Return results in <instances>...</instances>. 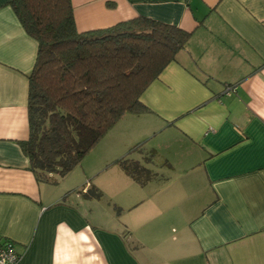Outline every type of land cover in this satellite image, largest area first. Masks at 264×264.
Wrapping results in <instances>:
<instances>
[{"label":"crops","instance_id":"0c3cea01","mask_svg":"<svg viewBox=\"0 0 264 264\" xmlns=\"http://www.w3.org/2000/svg\"><path fill=\"white\" fill-rule=\"evenodd\" d=\"M11 1L0 0V244L19 264H264V0H71L78 32L145 17L191 36L141 95L151 112L124 115L104 135L108 157L56 185L36 180L18 145L37 43ZM124 158L163 178L139 185ZM90 186L101 198L78 193Z\"/></svg>","mask_w":264,"mask_h":264},{"label":"trees","instance_id":"16d2710c","mask_svg":"<svg viewBox=\"0 0 264 264\" xmlns=\"http://www.w3.org/2000/svg\"><path fill=\"white\" fill-rule=\"evenodd\" d=\"M9 5L37 43L27 77L28 138L18 145L36 180L56 185L124 115L151 112L141 95L185 49L191 33L145 17L78 32L71 0ZM117 164L141 186L157 179L140 162L124 158ZM79 194L102 196L92 186ZM5 244L13 247L8 240L0 246Z\"/></svg>","mask_w":264,"mask_h":264},{"label":"rangeland","instance_id":"374dc122","mask_svg":"<svg viewBox=\"0 0 264 264\" xmlns=\"http://www.w3.org/2000/svg\"><path fill=\"white\" fill-rule=\"evenodd\" d=\"M107 142H108V140L107 141H104V136L101 138V140L98 142V144L82 159V161H81V169H82V167H85L86 166V164H87V162L89 161V163L90 162H92V161H96L95 159H94V157H97V159H99V157L101 158V160H104L105 158H107L108 157V154H110L111 153V150H109V149H107L108 147H111V145L110 144H108V146H107ZM105 143V144H104ZM126 146V145H125ZM125 146H123V147H120L119 149H121V148H125ZM130 148V147H129ZM115 151V150H114ZM114 151H113V153H114ZM126 152V151H125ZM108 153V154H107ZM113 153H112V155H113ZM134 153L135 152H133L132 151V153H131V155L129 156V157H132V159L133 158H137L135 155H134ZM134 155V156H133ZM102 164V163H101ZM113 165V164H112ZM102 166V165H101ZM114 169H117V167L116 168H114ZM76 173H79L81 176L83 175V173H82V171L80 170V168H77L76 170H74ZM75 174V173H74ZM74 174H71L68 178H66V180H65V182H64V184L63 185H67V186H69L70 188H72L71 186L73 185L74 186V184H76L75 183V181H72L71 180V178L72 177H74ZM83 178V177H82ZM160 178H163L162 176H157V179H160ZM76 179H77V181L80 179V177L78 176V174H77V176H76ZM82 180V179H81ZM89 180H91L92 181V178L90 179V178H88V179H86L85 180V178H84V181H83V183H85L86 181H89ZM72 181V182H71ZM71 182V184L69 185V183ZM156 182H157V180H156ZM66 183V184H65ZM99 183H100V185H101V179H100V181H99ZM80 190H81V188L80 189H78V193H80ZM72 194H73V192H72ZM74 195V194H73ZM107 199H108V197H107V194L105 193V196L103 197V199H101V201H100V203H98L97 202V204L96 205H98V206H100L99 207V209H104V210H106L107 208H106V205H107ZM105 207V208H104ZM112 210H113V208H111ZM85 211V210H84ZM123 233H125L124 234V236H127L128 235V232L127 231H122ZM159 233H160V235H159V241H158V244L159 245H157L158 247H162L163 245H165L166 244V242H167V240H169L170 239V237L172 236V234L173 233H171V230H167V228H166V226H164V227H161V229L159 230ZM157 246H153L154 248H157Z\"/></svg>","mask_w":264,"mask_h":264},{"label":"built area","instance_id":"2783aa9c","mask_svg":"<svg viewBox=\"0 0 264 264\" xmlns=\"http://www.w3.org/2000/svg\"><path fill=\"white\" fill-rule=\"evenodd\" d=\"M234 88L227 87L226 93H230ZM18 264L19 263V257L18 255L13 251L12 247L9 244H5L0 246V264Z\"/></svg>","mask_w":264,"mask_h":264}]
</instances>
